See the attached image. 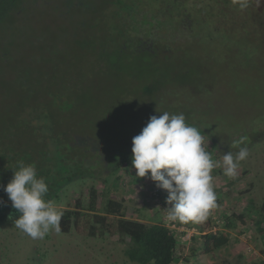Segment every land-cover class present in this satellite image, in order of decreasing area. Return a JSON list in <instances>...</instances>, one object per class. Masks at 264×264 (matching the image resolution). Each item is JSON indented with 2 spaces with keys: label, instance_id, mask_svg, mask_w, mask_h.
Returning <instances> with one entry per match:
<instances>
[{
  "label": "rangeland",
  "instance_id": "rangeland-1",
  "mask_svg": "<svg viewBox=\"0 0 264 264\" xmlns=\"http://www.w3.org/2000/svg\"><path fill=\"white\" fill-rule=\"evenodd\" d=\"M30 9L26 21L22 19L14 29L17 41L7 55L5 66L0 65V141L3 142L7 130L9 111L24 104L41 106L51 100H56L57 104L76 102L74 108L60 114L59 127L70 138L75 131L80 133L81 137H75L82 138L81 148H87V152L101 161L104 154L116 153L113 149L115 145L124 141L131 144L133 137L140 134L151 116L162 115L165 111L190 117L195 127L202 122L205 128L200 132L204 135L207 151L211 146L207 136L212 140L226 139L217 157L219 162L229 152L227 139L230 140L231 135L237 138L233 141L244 138V145L241 146L256 140L258 130H253L252 124L254 120L264 124V120H261L264 117V10L257 12L258 24L261 21L262 26L244 25L245 34L238 38L237 44L222 39L210 42L205 36L189 40L179 37L177 42H183L182 46L187 51L193 50L190 53L195 56L196 62L192 60L186 65V69H191L188 74L182 72L175 60L162 63L160 70L171 76L159 92L157 87L154 89L148 85L143 77L132 79L133 73L125 76L107 72L94 62L87 51L80 49L76 44L81 41L77 40V13L76 17L73 13L67 16L65 9L60 14L42 4L30 6ZM261 14L263 18L260 19ZM6 44L7 41L0 43V47ZM179 44L176 46L177 54L183 52ZM23 71L32 72L27 83L22 82ZM38 74H47V77L38 82L40 87L36 92L33 85ZM187 82L190 83L188 86H182ZM27 88L35 90L34 97H27ZM20 133L17 130L15 134ZM258 138L254 144L247 146L249 155L241 162L243 166L238 168L235 178L229 179L223 173L218 176L211 174L214 189L221 190L216 197L220 196L222 202L216 204L211 214L201 222L168 220L166 209L169 205L162 198H167V190L154 186L155 182L147 177H137L132 163L124 167L126 170L115 172L121 175L118 182H113V178L110 187L98 188L109 198L114 196L123 200L129 208L128 218L164 222L174 230L179 239L175 264H261L264 263V244L256 230V217L245 215L244 222L238 221L233 229L216 226L225 224L226 217L237 220L251 199L257 202L254 205H258L260 197H264V135ZM232 151L238 149L232 148ZM113 154L112 161L117 164L120 159ZM248 168L251 172L243 176ZM84 175V181L77 180L71 184L61 201L56 203L60 210L68 209L70 203L79 198L89 202L91 185H96V182L89 178L88 172ZM250 180L255 181L254 187L249 185ZM231 181L234 184L227 189ZM155 189H159L161 197ZM102 200L105 202V197ZM100 204L99 197L98 206ZM10 220L6 222L9 224ZM218 228L230 234V243L212 254L205 255L199 251L193 257L191 249L199 244L192 242V238L199 229L202 231L198 236L215 232ZM49 233L50 239H32L15 226H0V259L4 264H36L42 260L38 251L43 253L48 250L52 254L46 264H91L88 263V252L92 256L100 252V248L94 246L91 240L87 241L90 243L88 248L82 244V240L77 243L75 234L66 237L55 230ZM125 260L121 250L106 264H126Z\"/></svg>",
  "mask_w": 264,
  "mask_h": 264
},
{
  "label": "trees",
  "instance_id": "trees-1",
  "mask_svg": "<svg viewBox=\"0 0 264 264\" xmlns=\"http://www.w3.org/2000/svg\"><path fill=\"white\" fill-rule=\"evenodd\" d=\"M40 4L60 14L65 9L67 16L73 13L76 17L77 13V40H81L76 42L77 46L87 51L94 62L99 63L107 72L125 76H130L127 73H133L132 79L139 80V77H143L148 85L154 89L157 87L159 92L163 83L171 76L160 70L162 63L175 60L182 72L188 74L191 69H186V65L192 60L196 62L195 56L190 53L193 50L187 51V48L182 46L183 42H177L179 37L189 40L205 36L210 42L222 39L237 44L238 38L245 34L244 25L262 26L261 21L258 24L257 12L264 10V0L259 4L256 0H250L249 7L243 11L233 4L232 0H0V43L7 41L5 47H0V65L5 66L7 55L17 41L14 29L22 19L23 22L26 21L30 6ZM98 9L101 10L100 13ZM178 44L183 47L180 54L175 53ZM203 52L206 53L204 50ZM204 69L206 70L205 67ZM22 75V82L27 83L32 72L23 71ZM37 76L33 85L36 92L40 87L38 82L46 78L47 74ZM189 84L187 82L182 86ZM27 89V97H34L35 90ZM55 101L51 100L37 107L24 104L9 111L7 130L3 135V142L0 141V185L6 186L11 181L14 170L18 169L21 162L32 165L37 171V178H44L48 185L49 191L45 199L59 203L66 189L77 180L84 181V174L88 172L89 178L96 182V185H91L89 202L83 198L86 204L79 198L71 202L68 209L61 210L63 216L58 233L66 237L75 234V241L81 243L82 240L86 248L90 246L87 241H93L94 246L100 248V252L94 253V256L88 252V263L91 264H106L121 250L126 264H175L179 239L174 230L164 222L152 223L128 218L129 208L125 202L114 196L109 198L108 195H103L98 188L110 187L113 178V182L121 179V175L115 172L126 170L124 167L132 163L133 144H127L123 140L124 142L113 148L116 153L109 152L102 156V161L97 160V157L86 151L87 148H81L83 141L79 138L80 133L75 131L70 138L59 127L58 117L74 108L76 102L57 104ZM185 117L186 122L192 125L190 117ZM261 120H264V117H261ZM263 125V122L259 124L255 120L252 124L253 130H258L256 140L260 139L259 135H264ZM197 128L201 131L205 126L201 122ZM17 130L21 133L15 134ZM206 138L211 141V157L218 161V154H221L226 139L219 141L212 140L210 136ZM234 139L237 138L232 135L230 140L227 139L229 151L232 150L230 144ZM112 154H116V158L120 159L117 164L112 161ZM240 166H243V163ZM250 172L249 168L245 169L243 176ZM222 173V168H215L211 174L218 176ZM254 183L255 181L250 180L249 185L254 187ZM228 184L227 189L234 182ZM155 190L161 197L159 189ZM217 190L214 189L215 193L220 194L221 190ZM104 197L105 202L102 200ZM162 198L166 199L163 196ZM260 198L258 205H254L257 202L251 199L237 220L226 217L225 224L216 226L233 229L238 221L244 222L245 215H249V218L256 217V230L264 244V197ZM0 199L4 201L0 204V226L14 227V217L20 216L21 213L12 208L11 201L2 188ZM220 202L222 199L217 196L216 204ZM10 215L12 220L9 219ZM138 215L140 217V214ZM7 219L10 220L9 224ZM220 228L198 236L199 231H202L199 229L192 238V242L199 244L191 249L193 257H196L199 251L205 255L212 254L230 243V234L219 231ZM45 237L50 239V233ZM50 253L52 254L48 250L43 253L38 251L42 260L36 264H46L51 257ZM0 264H4L1 259Z\"/></svg>",
  "mask_w": 264,
  "mask_h": 264
},
{
  "label": "clouds",
  "instance_id": "clouds-1",
  "mask_svg": "<svg viewBox=\"0 0 264 264\" xmlns=\"http://www.w3.org/2000/svg\"><path fill=\"white\" fill-rule=\"evenodd\" d=\"M257 4L261 0H256ZM240 10L249 7L250 0H232ZM132 166L139 178H149L158 188L167 190V219L182 223L204 221L216 207L213 169L222 168L229 179L235 178L241 162L249 155L244 138L233 141L222 162L213 161L206 150L204 135L186 122L184 114L150 117L140 134L132 140ZM0 188L7 194L11 206L19 213L14 226L32 239H43L50 230L59 232L63 212L56 203L46 200L49 191L44 178H37L32 165L20 163L13 178ZM4 201L0 199V204ZM12 219V216H9Z\"/></svg>",
  "mask_w": 264,
  "mask_h": 264
}]
</instances>
